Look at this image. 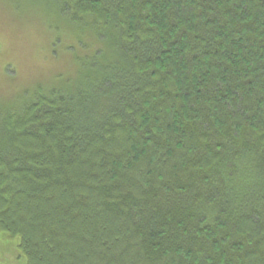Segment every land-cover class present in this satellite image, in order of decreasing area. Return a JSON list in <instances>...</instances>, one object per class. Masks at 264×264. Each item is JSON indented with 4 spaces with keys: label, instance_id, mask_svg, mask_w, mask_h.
I'll list each match as a JSON object with an SVG mask.
<instances>
[{
    "label": "trees",
    "instance_id": "trees-1",
    "mask_svg": "<svg viewBox=\"0 0 264 264\" xmlns=\"http://www.w3.org/2000/svg\"><path fill=\"white\" fill-rule=\"evenodd\" d=\"M49 1L105 49L0 114L25 264H264V0Z\"/></svg>",
    "mask_w": 264,
    "mask_h": 264
},
{
    "label": "rangeland",
    "instance_id": "rangeland-1",
    "mask_svg": "<svg viewBox=\"0 0 264 264\" xmlns=\"http://www.w3.org/2000/svg\"><path fill=\"white\" fill-rule=\"evenodd\" d=\"M96 29L49 0H0V114L78 80L105 49ZM19 243L0 231V264H25Z\"/></svg>",
    "mask_w": 264,
    "mask_h": 264
}]
</instances>
